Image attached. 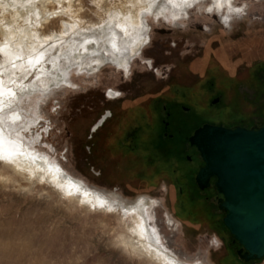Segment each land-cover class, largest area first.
I'll list each match as a JSON object with an SVG mask.
<instances>
[{
    "label": "rangeland",
    "instance_id": "obj_1",
    "mask_svg": "<svg viewBox=\"0 0 264 264\" xmlns=\"http://www.w3.org/2000/svg\"><path fill=\"white\" fill-rule=\"evenodd\" d=\"M128 3L105 0L93 7L86 0H0V81L16 93L12 108L0 116H7L6 123L18 130H28L20 132L16 144L7 145L24 153L17 165L25 171L0 165V177L5 178L0 182V264H134L115 247L121 233L129 243L155 249L152 261L139 264H250L238 257L241 245L232 242L222 210L211 212L205 202L181 203L189 211L184 208L187 214L180 219V193L168 184L166 174H158L155 186L145 185L139 176L149 172L147 165L121 151L111 154L108 137L123 133L129 122H140L138 117L117 122L132 108L143 113V126L154 121L156 109L150 107L155 101L160 117L167 105L188 118L194 108L184 113L170 100L178 87L210 86L201 105L221 94L229 110L235 102L236 109L251 113L260 87L250 71L264 66V0H234L245 8L241 16L229 13L227 6L221 9L222 17L234 16L228 27L215 11H201L198 5L181 10L158 0L159 7L148 14L141 11L147 4L129 10ZM212 3L206 0L204 7ZM165 7L168 11L161 16ZM61 9L67 13L61 21H49L50 14ZM173 14L180 19L172 21ZM148 36L151 44L141 48L142 55L129 57L127 52ZM127 61L129 72L119 68ZM147 61L154 62L152 68ZM214 62L223 74L237 78L238 85L218 89V77L210 73ZM69 84L80 94H73ZM110 90L120 95L111 98ZM179 94L181 103L192 105L188 94ZM13 113L18 121H12ZM199 118L197 124L210 120ZM5 135L15 139L14 134ZM184 144L174 152L177 162L189 163L187 156H193L195 163ZM90 184L123 197L103 191L106 198L98 192L102 198L88 189ZM129 184L135 186L127 190ZM68 191L75 195L68 196ZM101 199L112 213L91 210ZM143 199L149 204L141 208L137 202ZM255 264H264V258Z\"/></svg>",
    "mask_w": 264,
    "mask_h": 264
},
{
    "label": "flooded vegetation",
    "instance_id": "obj_2",
    "mask_svg": "<svg viewBox=\"0 0 264 264\" xmlns=\"http://www.w3.org/2000/svg\"><path fill=\"white\" fill-rule=\"evenodd\" d=\"M232 6L237 7L233 3ZM219 11H215L214 14L219 16L220 20L227 27L230 25V22L231 20H233V17L237 16L234 15L232 17V15H228V21L224 22V17H222V14H218ZM142 47L143 46L141 41L139 45L135 47L134 50H129V52H127L128 56L138 57L137 53H141ZM220 59L222 61L225 60L222 55H220ZM130 61L121 64L124 65V67L127 69L126 72H129L128 67ZM100 62L101 61H97L96 63H94L93 66L99 64ZM121 65H119V68H122ZM209 66L210 73H214L218 77V89H223L224 87L229 88L230 86L235 87L238 85L239 80L235 77L223 74L220 71V65L217 62L211 63V65ZM250 74L253 77L250 78L254 79L260 87L257 93L254 94V97L256 98L254 99L255 106L254 110L251 113L244 112L241 109H236L238 107L234 106L235 102L232 103L234 110H229L230 107L222 104L223 101L221 94L212 96L205 105H201L199 101L205 94V88L211 90L210 86L204 87L203 84H199L189 89H182L178 87L174 88V91L176 92L170 100L171 102H173L174 100L176 101V103L178 104L176 105V108L182 106L184 113H189L191 109L194 108V111L190 113L188 118L184 116H179L177 114L178 111H176L177 109H172L173 107H168L167 105L162 106L165 115L163 117H160L159 113L157 112V109H160V103L158 101H155L153 102L152 107H150L151 109H156V111H154V121H152L151 123H147L146 126H143V123L141 121L143 113L138 109L132 108L126 113V115L122 116V118H118L117 122L121 119L124 120V122L128 119L129 121H135L137 117L140 118V122L137 121L134 122V124H131L132 122H129V127L123 133H121L120 135L116 134L117 132L113 134L111 133L110 137H108L110 145L109 150L111 154H113V151H121L122 153H125V156H133L136 158V160L138 159L140 162H144L147 165V168H149V172H146L145 174L139 176V178L143 180V183L145 185L155 186L157 183L158 174H166L165 178L168 184L174 188L177 194L180 193V195L178 194V196L180 197V203L177 206L179 207V210L181 212L180 213L178 211L177 213L180 219L184 217L183 214H187V212L184 210V208L186 207L181 206V203L190 204L189 202L192 201V203L195 202L197 204L199 202H205L209 206H211V212H213L214 210L219 209L217 199L221 196L217 192L215 187V177H211L209 179V184L203 188H201L195 180L196 173L198 172L199 168L204 164V162L202 161L200 154L196 150V148L188 143V137L189 135H191L193 130L199 125H202L203 123L223 125L226 127L242 126L248 128L260 127L264 125V66H261V68H259V66L252 68ZM10 89L15 92L13 87H10ZM110 91L111 95L108 94L109 97L115 98L118 96L116 95V91ZM179 92L184 95L185 98V93L188 94L187 98L190 100V102H192L191 106H186L179 101L178 98H182ZM214 99H218V101L213 103L212 101ZM200 115H204L210 120H206V122H201L197 124L198 120H200ZM102 121L103 120H101L99 123H101ZM118 124L121 123L119 122ZM97 126H95L94 128H96ZM189 130L190 132H188ZM185 133H189L186 138H184ZM160 137L162 143H164V145H162V150L158 148V142L160 141ZM181 143H185L184 145H186L187 143L186 149L190 153H192V155H195V163H193V156H187V161L189 163L179 164L177 162L176 157L174 156V152L178 150L176 148L179 147ZM165 146L166 149H164ZM171 150L173 152H171ZM135 164L137 163L133 162L132 165ZM132 186L135 185L129 184L127 190H131ZM88 189L99 192L106 198H108V196H106L103 191L109 192L118 197H123L120 193L107 191L105 188H103V191L99 190L95 188V185L92 184L88 186ZM186 199L188 200L186 201ZM146 204L149 203H146V200L144 199L137 202V205L141 208ZM186 210L189 211V208H186ZM193 213H196V211L193 212L192 210V214ZM227 235L225 236L227 237ZM232 242L235 241L232 239Z\"/></svg>",
    "mask_w": 264,
    "mask_h": 264
},
{
    "label": "water",
    "instance_id": "obj_3",
    "mask_svg": "<svg viewBox=\"0 0 264 264\" xmlns=\"http://www.w3.org/2000/svg\"><path fill=\"white\" fill-rule=\"evenodd\" d=\"M188 143L204 162L196 182L203 188L215 177L223 224L241 245L237 255L245 263L255 264L264 258V125L203 123L189 135Z\"/></svg>",
    "mask_w": 264,
    "mask_h": 264
},
{
    "label": "snow or ice",
    "instance_id": "obj_4",
    "mask_svg": "<svg viewBox=\"0 0 264 264\" xmlns=\"http://www.w3.org/2000/svg\"><path fill=\"white\" fill-rule=\"evenodd\" d=\"M29 2H36L39 3V0H29ZM58 0H44V3L46 4H54L57 3ZM64 3H68L69 0H63ZM76 3H79L80 0H75ZM105 0H86L87 4H91L93 7L98 6L99 4L104 3ZM107 2H112V0H107ZM116 2L121 3L123 2V0H116ZM167 5H171L173 8H180V9H193L194 6H200V10L201 11H206L208 13H213L214 11H219L221 9H223L225 6H227V10L229 13L235 14L237 16L242 15L245 12V8L244 7H233L232 3L233 0H213V3L211 6L209 7H204V4L206 2V0H165ZM141 4H147V7H143L141 9V11L143 13H148L151 14V10L154 7H159V3L158 0H129V3L126 5L129 10L134 9L137 5H141ZM81 11H85L87 12L88 9L86 8H81ZM168 11V8L165 7L162 12L160 13L161 16H163V14L165 12ZM66 10L61 9L60 12H54L51 13L49 16V21H56V22H60L61 21V17L65 16ZM183 15H187L186 12L182 13ZM180 19V15L177 14H173L171 17L172 21H177ZM229 19L228 16H224V22H227ZM90 30V29H89ZM67 33H65L66 35ZM49 40L52 39L51 36L48 37ZM151 44V40L150 39H146V38H142V46L143 47H147L148 45ZM5 48L7 47V44H5L4 46ZM4 52V48H0V54H3ZM137 55H142V53H137ZM16 59H20V57H16ZM29 63H31V61H29ZM37 63H39V59H37ZM152 61H148V65L149 67L153 66ZM17 65L15 63L12 64V68H16ZM33 67H35V65H33ZM122 68H124L125 71H127V69L124 67V65H121ZM30 74V73H29ZM13 81H10V83H12ZM3 85V81H0V86ZM57 88L60 87V85L56 86ZM67 87H69L73 94H80L79 90L76 88V86L74 84H69L67 85ZM109 95H111V91H109ZM116 95H120V93H116ZM16 93L13 92L10 88L8 89H4L3 87H0V112H4L5 109H11L12 108V100L9 99L11 97H15ZM53 112L56 111L55 108L52 109ZM8 117L7 116H0V165H4L7 166L8 168H15L17 172H23L25 171L24 168L19 167L17 165V158L20 156H23L24 153L22 151L19 150V148L16 149H10L7 147V145H14L16 144V142L20 139V132L24 131L27 132V129H17L15 127H13V125H9L6 123ZM11 119L13 120V122L18 121L20 119V117L18 115H16L15 113H13ZM46 131V130H45ZM93 132L96 131L95 128L92 129ZM8 133V135H13L15 136V139L9 140L8 137L5 135V133ZM45 147H47V145H45ZM69 149H65V152H68ZM5 178L4 177H0V182H4ZM44 180L43 178H41V183H43ZM57 187L63 188V185H57ZM71 187V185L69 186ZM78 191V189H77ZM68 196H73L75 195L72 191H68L67 192ZM82 204L87 203L86 201H81ZM91 210L93 212H107V213H112L114 211V209L107 204V201L105 200H98L97 203H94L91 205ZM129 231H131L133 234H135V229L134 228H129ZM128 239H131V237H129ZM156 245L160 244V241L157 239L155 241ZM133 245H135V247H133ZM115 247L118 250H123L127 256L134 262V264H139V262H143V261H152L154 259V257L152 256V252L155 251V249L152 248L151 245H149L147 248H144L142 245H140L138 242L133 241L132 244L127 243V241H125L123 244H116Z\"/></svg>",
    "mask_w": 264,
    "mask_h": 264
},
{
    "label": "bare ground",
    "instance_id": "obj_5",
    "mask_svg": "<svg viewBox=\"0 0 264 264\" xmlns=\"http://www.w3.org/2000/svg\"><path fill=\"white\" fill-rule=\"evenodd\" d=\"M25 51V50H24ZM10 57H12V54H11V52H10ZM10 63H12V62H10ZM10 67L12 68V64H10ZM13 69V68H12ZM0 87H2V86H0ZM4 88V87H3ZM4 89H8V88H4ZM29 172H35V171H29ZM3 176H5V177H7V178H9V176H10V180H11V178H13V175H9V174H2ZM79 184V183H78ZM79 186H82L81 184H79ZM92 192H94L93 190H91ZM90 192V191H89ZM92 192H90V193H92ZM94 193H96L97 195H99L100 197H102L103 198V196H101L98 192H94ZM92 195L93 196H95L93 193H92ZM127 235L125 234V233H121L120 235H119V239H118V241L121 243V244H123L125 241H127V237H126ZM127 243H129L128 241H127ZM129 244H132V243H129ZM133 247H135V245H133Z\"/></svg>",
    "mask_w": 264,
    "mask_h": 264
},
{
    "label": "trees",
    "instance_id": "obj_6",
    "mask_svg": "<svg viewBox=\"0 0 264 264\" xmlns=\"http://www.w3.org/2000/svg\"><path fill=\"white\" fill-rule=\"evenodd\" d=\"M188 134H189V133H188ZM188 134L185 133V134H184V136H185L184 138H186ZM160 145L162 146V145H164V143H162V142L159 143V142H158V146H160ZM165 161H166V160H165ZM222 226H223V224H222ZM224 229H225V228H224V226H223V229H222V230L225 231Z\"/></svg>",
    "mask_w": 264,
    "mask_h": 264
}]
</instances>
